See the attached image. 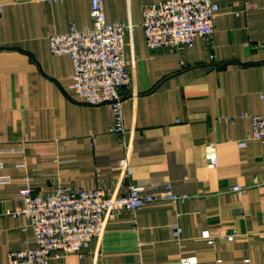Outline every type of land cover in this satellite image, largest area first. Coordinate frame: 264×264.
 Returning a JSON list of instances; mask_svg holds the SVG:
<instances>
[{
  "label": "crops",
  "instance_id": "0c3cea01",
  "mask_svg": "<svg viewBox=\"0 0 264 264\" xmlns=\"http://www.w3.org/2000/svg\"><path fill=\"white\" fill-rule=\"evenodd\" d=\"M156 1L103 0L108 23L132 25L123 36L131 79L120 89L131 166L124 177L114 113L79 102L71 59L53 54L48 41L91 27V0H0V175L10 177L0 184V213L17 207L25 180L42 196L56 185L121 196L141 181L147 193L168 185L180 197L120 212L80 254L47 264H264V143L237 145L251 116L264 112V0H215L211 38L149 50L142 10ZM33 239L25 216L0 215V264Z\"/></svg>",
  "mask_w": 264,
  "mask_h": 264
},
{
  "label": "built area",
  "instance_id": "2783aa9c",
  "mask_svg": "<svg viewBox=\"0 0 264 264\" xmlns=\"http://www.w3.org/2000/svg\"><path fill=\"white\" fill-rule=\"evenodd\" d=\"M217 9L215 0H158L144 6L141 26L147 48L174 50L180 45L192 46L196 38H211ZM89 14L91 27L78 29L71 26L66 33L53 34L48 38L49 46L53 54L68 55L71 59V88L77 93L79 102L106 104L114 113L110 131L122 135V156L117 167L120 174L126 177L131 174L130 149L123 136L127 131L122 116V103L126 96L120 89L127 86L131 79L123 52V36L132 29V25L119 20L108 23L103 0H91ZM261 97L264 100V92ZM248 140L264 143V112L251 116L247 135L237 145L244 147ZM6 151L21 152V149ZM208 151L212 154L209 166L216 168L217 158L212 144L208 146ZM24 165V162L17 164L18 167ZM9 182V176L0 175V184ZM260 184L264 186V179ZM165 189L162 194L147 193L146 184L140 181L129 184L124 195L106 196L103 188L76 190L56 185L42 196L35 194L29 180H25L17 193V207L4 209L0 215L25 216L34 234L33 246L8 252L6 264H47L53 258L80 254L92 238L101 235L106 221L120 212H134L161 199L175 202L180 198L168 190V185ZM232 190L241 192L243 188L234 186ZM172 230L174 240H180L181 228L173 225ZM202 237L209 238L208 232H204ZM227 237L232 240L235 234ZM194 260L183 259L181 264ZM245 262L251 261L246 258ZM216 264H222L221 260H216Z\"/></svg>",
  "mask_w": 264,
  "mask_h": 264
}]
</instances>
